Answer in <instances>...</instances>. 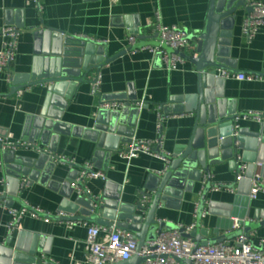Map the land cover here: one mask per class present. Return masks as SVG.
<instances>
[{
	"label": "crops",
	"instance_id": "crops-1",
	"mask_svg": "<svg viewBox=\"0 0 264 264\" xmlns=\"http://www.w3.org/2000/svg\"><path fill=\"white\" fill-rule=\"evenodd\" d=\"M246 3L245 9L237 12L232 28L228 57L234 67H228V70L234 73L264 74V27L259 29L251 41H247L242 33L243 23L250 13L248 4L260 3L264 6V0H248ZM208 9L209 0H38L36 3L0 0V32L6 28L19 31L14 59L9 66L12 77L28 74L32 69L36 57V40L33 35L36 30L55 29L71 40V45H76L75 41H82L101 47L105 61L98 71L93 70L75 88L61 113V122L71 128L92 129L104 97L115 94H127L131 98L134 96L135 102H130V98L119 101L124 107L137 109L135 116L125 117L127 122L134 121L133 136L129 142L158 140L161 150L171 156L176 147L190 140L196 116L194 111L164 114L163 108L177 97L197 95V72L185 58V64L179 65L176 71L168 72L161 55L151 53L145 47L160 45L156 36L157 24L163 27L176 26L189 35L200 33L205 26ZM133 30L144 37L142 40L136 38L137 45L142 43L143 46L129 51L126 39L133 36ZM6 41V38L0 36V50ZM193 53L194 49H189L183 57H190ZM6 76V73L0 74V137L11 136L12 141L23 142L27 118L38 115L41 110L46 86H25L24 93L17 97L13 85L6 83ZM96 77L100 78V96L91 94V85ZM222 82L219 85L214 83L210 90L213 98H217L216 93L221 94L223 113L232 108L235 116L264 112L263 82L249 83L233 79ZM159 107L162 109L160 115L163 116L160 130L155 111ZM237 125L238 130L250 133H256L262 128L264 135V125L256 122L238 121ZM120 139L112 143L115 150L110 151V156L107 155V149L102 150L104 154L100 158L94 157L97 150L95 142L70 135L60 136L53 154L48 152L49 147H43L39 142L33 143L47 154L72 161L75 167L82 168L90 163L93 170L103 173L104 180L84 181V190H74L70 200L77 196H118L120 206H138L145 202L144 207L147 208L150 200L146 196L149 194L146 181L149 176H161L157 173L163 171L165 164L147 155L123 161L117 153L129 142H120ZM20 152L33 156L38 154L25 149ZM4 154L0 150V194L10 189L3 169ZM247 154L250 161L238 162L237 165H245L246 170L250 167L253 173L255 164L260 163L264 179V163L257 161V152ZM54 165L53 174L48 176L49 181L63 183L73 168L66 164ZM210 170L211 188L206 194L200 221H197V210L206 184L203 175L190 193L184 191L180 198L168 195L167 201L158 205L156 221L165 222L170 227L162 231H185L192 226L194 231L196 224H199L198 230H206L208 245H213L234 238L237 233L231 232V228L238 221L242 224L241 232L250 236L254 246L258 245L260 240H264V225H261L264 193L250 201L246 194L248 190L244 193L240 191V184H235L236 166H229L227 161L220 160ZM4 178L7 186L2 183ZM216 185L234 186V190H215ZM60 193L55 184L36 181L28 183L18 195L8 197L13 199L10 200L11 205L7 200L5 203L0 201V247L14 250L20 247L24 259L18 264H85L86 229L79 222L66 220L71 216L61 211L63 197ZM27 209L38 210L50 219L45 221L44 217H33ZM9 210L21 213V218L14 226V217ZM69 223L77 224L71 226ZM34 236H37L35 241L32 239ZM30 249L35 253L33 263L27 256Z\"/></svg>",
	"mask_w": 264,
	"mask_h": 264
},
{
	"label": "water",
	"instance_id": "water-1",
	"mask_svg": "<svg viewBox=\"0 0 264 264\" xmlns=\"http://www.w3.org/2000/svg\"><path fill=\"white\" fill-rule=\"evenodd\" d=\"M247 1L209 0V12L203 30L189 36L195 44L196 57L184 58L192 63L197 72V95L175 97L176 99L170 101L169 106L163 108V112L164 114H181L194 111L196 117L193 135L187 144L176 147L175 152L168 158L166 170L161 176L148 177L146 189L149 194L146 196L150 201L146 205L147 208L140 204L120 206L118 196L103 195L101 198L77 196L70 200L74 192L72 184L81 175L80 171L87 172L75 165H71L73 169L63 183L54 181L50 183L48 176L53 174L55 165L49 161L48 154L55 152L60 136L70 135L93 141L97 149L94 153L95 158H100L104 154L102 150L107 149L109 150L107 155L110 156V151L115 150L112 143L117 138H121L120 142H129L132 138L134 121L127 122L125 117L135 116L137 109H130L129 106H125L121 111L100 109L94 127L88 130L71 128L62 123L61 113L75 88L83 83L93 70L98 71L105 61L103 49L93 43L82 41H75L77 44L71 45L69 44L71 40L55 29L34 31L36 57L33 67L28 74L13 77L12 85L15 91L25 86H46L41 110L38 115L27 118L23 142H39L41 146L49 147V153H38L33 156L22 154L20 149L19 152L7 151L4 154L3 169L10 183V197L16 194L18 181L22 179L34 183L39 181L43 184H55L63 197L61 211L71 216L66 220L87 222L101 227H109L113 224L116 229L132 233L137 240V249H140L146 242L156 240L163 229H170L165 222L156 221L158 205L164 204L168 195L180 198L184 191L190 193L194 184L200 182L203 175L206 184L197 210V221H200L205 197L211 188V167L218 165L220 160L227 161L233 168L238 160L241 163H248L251 158L247 152H257V161L264 163L262 128L256 133L237 130L236 136L231 137L234 110L232 108L223 113L224 101L221 94L216 93L217 98H213L214 95L210 90L214 83L216 85L223 83L222 80L215 79V70H228V67H234L228 57V48L237 12L245 9ZM131 34L138 40L144 39L141 35H137L138 32L135 30ZM142 46V43H139L129 51ZM164 49L170 52L167 48ZM19 85L23 86L18 87ZM127 98H130V102L136 101V97L131 98L127 94L108 95L103 101H122ZM251 170L248 167L245 179L240 183V191L248 190ZM77 187L83 189V181L78 183ZM1 200L5 199L1 197ZM10 200L13 199L8 198L7 202L11 205ZM42 216L49 218L46 215ZM261 225H264V216ZM199 226L196 224V230L183 237L193 240L195 247H204L208 245L209 239L206 238L207 231L198 230ZM36 238L37 236L32 237L33 241ZM20 250V247H16L15 250L0 247V264H18L21 259H24ZM34 254L32 249L27 252L32 263L35 261ZM145 260L134 256L120 264H141ZM180 264H191V262L180 261Z\"/></svg>",
	"mask_w": 264,
	"mask_h": 264
},
{
	"label": "built area",
	"instance_id": "built-area-1",
	"mask_svg": "<svg viewBox=\"0 0 264 264\" xmlns=\"http://www.w3.org/2000/svg\"><path fill=\"white\" fill-rule=\"evenodd\" d=\"M31 3H36L38 0H27ZM250 13L247 15L242 28V33L247 39L251 41L259 29L264 27V6L260 3L248 4ZM158 19V17H156ZM156 36L158 37L157 47L144 46L145 49L151 53L160 54L162 57L163 64L168 72L176 71L179 65L185 64L183 57L185 51L194 49V53L190 57H196L195 44L189 39V34L179 29L176 26H164L157 24ZM0 36L6 38L7 41L3 43V47L0 50V74L6 73V83L11 85L13 75L9 73V66L12 63L16 51V41L19 36V31L6 28L0 32ZM127 46L129 49L137 45V39L135 36H128L126 39ZM161 48H167L162 50ZM215 79L222 81L233 79L244 82H263L264 74H243L234 73L230 70H215ZM99 77L93 80L91 85V94L94 96H100L99 91ZM26 88H21L16 91V96L20 97ZM124 107V104L119 101H102L100 109L107 111H115ZM161 108H157L155 111L158 117V129L160 128V121L163 116L160 115ZM253 121L260 125H264V112H248L245 114L236 115L233 119L231 128V137H235L238 130V121ZM160 130V129H159ZM20 149L32 150L37 153H45L40 147L35 146L34 143L29 142H18L12 141L11 136L0 137V150L2 153L7 151H17ZM118 156L123 161H130L137 158L139 155H147L156 159L161 160L165 167L163 171L157 173L161 175L166 170L168 164V154L160 148V142L157 141H131L123 149L118 151ZM48 159L52 164H69L74 165L73 162L60 156L48 154ZM238 162H240L238 160ZM237 162V163H238ZM236 163V176L235 184L239 185L246 175V166L237 165ZM83 169L87 172H81V175L76 179L75 183L72 184V188L77 191H82L77 187V184L88 180H104L103 173L92 169L90 163L83 165ZM255 171L251 173L249 179V187L247 198L250 201L255 200L259 194L264 193V179L260 172L262 165L260 163L255 164ZM2 183L7 184L6 179ZM30 183L27 179L18 181L17 191L15 195H18L27 185ZM222 188H230L224 185H216L215 190ZM86 192V191H85ZM87 193V192H86ZM88 194V193H87ZM3 197L5 200L10 197L9 192L1 193L0 198ZM145 203V202H144ZM144 203L140 206L144 207ZM28 210V209H27ZM11 215L14 217L12 225H16L21 213H17L15 210H9ZM33 217H43V213L38 210H28ZM47 216V215H46ZM46 218V217H44ZM50 218H46L48 221ZM71 226L77 223H69ZM86 229L85 245L86 255L85 264H120L121 262L127 261L134 256L138 258L146 259L141 264H180V261L189 260L191 264H264V240H260L258 245L254 246L250 240V236L241 232L238 221L234 223L231 228V232L238 233L228 242L199 246L195 247L194 242L189 238H184L183 235L189 234L192 227L187 228L185 231H165L157 235L156 240L146 242L140 249H137V240L134 235L130 232L119 230L115 228V225L109 227H101L95 224H87L86 222H79Z\"/></svg>",
	"mask_w": 264,
	"mask_h": 264
}]
</instances>
